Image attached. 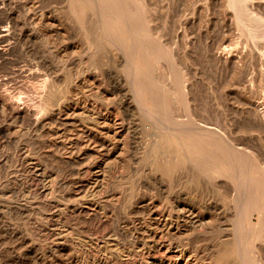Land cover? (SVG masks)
Listing matches in <instances>:
<instances>
[{"label":"bare ground","instance_id":"obj_1","mask_svg":"<svg viewBox=\"0 0 264 264\" xmlns=\"http://www.w3.org/2000/svg\"><path fill=\"white\" fill-rule=\"evenodd\" d=\"M255 1L0 0V264H264Z\"/></svg>","mask_w":264,"mask_h":264},{"label":"rangeland","instance_id":"obj_2","mask_svg":"<svg viewBox=\"0 0 264 264\" xmlns=\"http://www.w3.org/2000/svg\"><path fill=\"white\" fill-rule=\"evenodd\" d=\"M41 0H39V2H40ZM46 1H48V3L50 2V4H49V7H54V5H56L57 4V2H55L54 0H43L42 2H44V4L42 3V2H40V3H38V7L42 10V9H45L44 7H46V6H48V3H46ZM54 1V2H53ZM173 1V2H172ZM191 1L193 2H195V1H197V2H193L194 3V5L191 3ZM190 4H192L191 6H189V3ZM202 4H200V3ZM174 4V5H172V4ZM255 3H256V8H257V13L259 14V15H261L262 17H264V0H256L255 1ZM52 4V5H51ZM198 4H200V5H198ZM41 5H43V6H41ZM163 5H164V9L165 10H167L168 8H171V6H173L175 9H177L178 7H179V5H180V7H179V10L177 9V11H178V13H179V11L180 12H182L184 9H186V11L184 10L182 13H180L182 16H184V15H186L187 17H189L190 16V14H189V11L188 10H191L192 8L191 7H195L196 9H197V11H199V9H200V6H205V3L203 4V0L201 1V0H163ZM169 5V6H168ZM190 7V8H188V7ZM49 7H46V8H49ZM202 8V7H201ZM182 9V10H181ZM206 10H205V8H203L202 9V11H201V15H196V17H195V22H193L194 24H193V29H195L196 28V30H194V32H197L198 31V33L200 34V36H198L197 38H202V36H204V33L206 32L205 30L207 29L206 28V25H207V21H208V19H207V12H205ZM184 12H186V14L184 13ZM184 13V14H183ZM205 14V15H204ZM198 16V17H197ZM201 16H203V17H201ZM206 16V17H205ZM200 17V18H199ZM207 19V21H206V19ZM190 19H191V17H190ZM197 19H199V20H197ZM197 23V24H196ZM259 23V22H258ZM257 23V25H259ZM206 24V25H205ZM211 26V24L209 23V27ZM198 27H199V29H198ZM208 27V28H209ZM258 27V26H257ZM206 28V29H205ZM205 29V30H204ZM257 30H258V34H257V30H256V34H257V36L256 37H258L257 39H256V42H257V44L260 46V48L262 49H264V39L263 38H261L260 36L261 35H259V34H261L263 31H264V21H262L261 23H260V25H259V27L258 28H256ZM229 30V29H228ZM228 30L226 31V32H224V33H222L221 35H220V33H219V36H224L225 37V34H227V32H228ZM233 31V32H232ZM236 31V30H235ZM255 31V30H254ZM229 32H230V30H229ZM228 32V34H227V36L225 37V39L227 40V41H229V40H232V39H229V38H234V37H236V35H237V33L238 32H234V30H232L231 29V32L230 33H233V34H230ZM261 32V33H260ZM218 33H216V35H217ZM255 34V35H256ZM231 35V36H230ZM233 35V36H232ZM235 35V36H234ZM260 37V38H259ZM228 38V39H227ZM243 39V38H242ZM201 41L203 40V38L202 39H200ZM234 40V39H233ZM11 57H14V55H12ZM35 59L36 58H32L31 56H28V57H26L25 58V61H22L20 64L22 65V64H28V65H26V68L27 67H36V65H35ZM256 61V62H255ZM255 61L253 60L252 61V63L250 62V63H246V64H244L243 65V71H244V67H245V69L247 70V68H248V70H247V72H246V70L243 72V73H248L249 71L251 72V73H256V74H254L253 75V77L258 81H256L255 79H254V81H255V84H256V86H258V87H260V85L261 86H263L264 85V59H261V61H260V59H259V61H258V58L257 59H255ZM255 62V63H254ZM259 62V63H258ZM33 64V65H31V64ZM30 64V65H29ZM251 64V65H250ZM34 67V68H35ZM252 67H254V68H252ZM34 68H32V69H34ZM255 71H254V70ZM253 72H252V71ZM59 71V70H58ZM57 71V72H58ZM60 72V71H59ZM58 72V73H59ZM213 72H215V73H220L219 71H215V69L213 68ZM56 73V72H55ZM258 74V75H257ZM258 78V79H257ZM260 80V81H259ZM260 82V84H257V83H259ZM246 129L245 128H242V130L240 129V131H238L235 135L237 136V138H239V140L241 139L242 140V142H245V143H249L250 141H251V138H252V136H253V134H251L250 133V131L248 132V130L247 131H245ZM242 132V133H241ZM245 132V133H244ZM243 134V135H242ZM244 134H245V136H244ZM248 134H250V135H248ZM248 135V136H247ZM254 135L255 136H257L256 138L258 139V141H259V144L260 145H262L263 144V138L261 137V135L259 134V133H254ZM241 136V137H240ZM244 136V137H243ZM255 136H253L254 138H252V139H256L255 138ZM248 137V138H247ZM243 138L245 139L244 141H243ZM256 139V140H257ZM240 140V141H241ZM248 141V142H247ZM222 196H220V199L222 200V201H225V202H228V200L227 199H225V198H227L228 196L224 193V192H222ZM224 194H225V196H224ZM220 195H221V193H220ZM28 227L29 228H31L32 227V225L31 224H29L28 225ZM5 246H7L8 247V245H6L5 244ZM8 264H16L15 262H12V261H10V262H7ZM6 263V264H7Z\"/></svg>","mask_w":264,"mask_h":264}]
</instances>
